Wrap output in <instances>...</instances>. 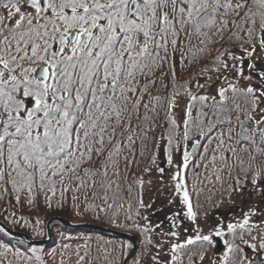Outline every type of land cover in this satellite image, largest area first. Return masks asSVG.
Listing matches in <instances>:
<instances>
[{"label":"snow or ice","instance_id":"snow-or-ice-1","mask_svg":"<svg viewBox=\"0 0 264 264\" xmlns=\"http://www.w3.org/2000/svg\"><path fill=\"white\" fill-rule=\"evenodd\" d=\"M213 52L218 55L204 64L201 73L215 72L216 80L225 81L234 73L237 82L218 87L211 97L193 94L189 81L180 85L190 101L184 110L181 138L189 139L190 126L195 125L201 130L198 135L208 137L209 143L210 134L217 132L218 149L233 141L235 148L221 152V170L231 175L228 158L235 157L234 184L242 182V173L254 189L264 191L260 188L264 159H258L264 157V0H0V188L7 192L10 185L17 202L21 193H28L29 204L43 195L50 206L58 191L63 198L66 192L95 186L94 176L107 179L109 166L115 167L122 158L125 133L133 118L140 119L141 105L147 120L150 105L154 111L156 105L166 103L169 122L174 130L180 128L172 115L179 109L180 92L173 83L168 97L154 94L157 81L159 89H166L165 77L171 76L173 82L179 78L178 64L194 65ZM195 86L203 88L204 84L197 81ZM238 99L243 100V109ZM197 102L209 109L219 104L221 115L226 110L242 112V118L236 116L235 121L240 131L236 132L229 117L223 122L228 125L225 140V133L218 131L219 117L208 118L216 116L215 111L201 110L200 116L206 119L197 122L193 119ZM229 102L233 109L226 107ZM133 135L127 136L129 147ZM167 146L171 163L172 149L179 147L173 145L171 134ZM199 146L196 140L193 153L183 151V170ZM211 162H217L215 155ZM173 179L175 192L182 193L187 206L186 215L195 220L179 166ZM137 183L142 187L144 181L137 178ZM139 204L150 207L142 198ZM168 219L177 226L175 218ZM246 228L251 231L247 214L242 222L227 225L233 235ZM142 231L150 233L153 228L146 225ZM223 234L215 231L217 237ZM145 238L152 243L150 236ZM197 242L211 245L212 235L198 234L172 244L169 264H182L180 253ZM225 243L227 251L220 264H253L238 245ZM152 259L161 264L158 255ZM36 260L44 264L40 256ZM78 264H87L85 257H79Z\"/></svg>","mask_w":264,"mask_h":264},{"label":"trees","instance_id":"trees-1","mask_svg":"<svg viewBox=\"0 0 264 264\" xmlns=\"http://www.w3.org/2000/svg\"><path fill=\"white\" fill-rule=\"evenodd\" d=\"M215 55H218V53L213 52L212 56L207 57V60L197 62L194 65L188 61H185L184 65L178 64L177 71L179 78L173 82L171 76L165 77L163 82L168 85L166 89H159L160 81H157V88L152 89V92L161 97H168L172 92L173 83H175L180 94H184L185 90L180 88V85L185 81H193L188 75L193 77L202 74L201 69L204 64ZM212 73H205L203 77L212 76ZM217 100H219V97H217ZM145 102H147V97H145ZM212 103L211 99L207 102L208 105ZM152 107L150 105L147 120H145V110L143 105H141L140 119L133 118L131 129L125 133V147L122 150V158L115 167L109 166L107 179L102 180V177L99 175L93 177L95 186L89 188L81 187L78 192H66L63 198H61L58 191L57 195L51 199L50 206L45 202L43 195H40L32 204H29L28 193H21V199L17 202V193L12 190L10 185L7 192L3 188H0V222L10 231L16 234H23L29 239L28 242L25 238L13 236L0 226V264H41L40 260H36V256H40L44 264H78L79 257H85L87 264H123L126 258L123 257L124 247L127 252L129 246H132V244L116 236L87 229L68 227L55 221L51 224L52 237L49 242L47 229H45V235L43 236H39L38 231L41 230L42 222L48 220L45 219L43 213H63L69 216L71 225L97 222L100 225H105L107 228L138 236V242L142 241L140 235L142 233L140 229L142 226L136 228L135 221L133 222L134 226L129 222L133 218L138 220L137 215L139 214L137 213L140 212L141 208L139 200L142 198V193L141 186L137 183V178H143L147 172L146 169H149L156 163L160 152L169 154L167 139L170 134L173 138L174 146L179 145L181 139V130L179 128L174 130V126L168 120L169 113L166 110V103L156 105L154 111L151 110ZM195 107L198 114L194 117L195 113L193 109V119L197 120V122L206 119L200 116L201 110L205 112L215 111L217 115L209 116L208 118L216 120L219 117L222 123L218 131H221L223 128L225 131L228 130V125L223 122L229 117L234 121L233 127L236 132L240 131L238 122L235 121L236 116H241L242 118V112L235 113L234 111L229 112L226 110L221 115L219 104L214 109H209L197 102ZM226 107L233 109L234 105L229 102ZM241 107L243 109L245 105L243 104ZM204 130H207V126H205ZM200 131L195 125L190 126V136L187 139L189 140V147L186 151L193 153L196 140H199L200 146L196 147L188 169L183 172L185 178L191 171L196 172V169H193L196 163L206 166L217 148V144L215 143L218 140L217 132L213 131L210 134L211 142L209 143L208 137L198 135ZM145 133L147 134L146 139L144 138ZM129 134H134V142L130 147L127 140ZM233 147H236V145L234 144ZM205 148L208 149L207 152L204 151ZM173 149H177V147H173ZM123 157L127 159L125 160ZM212 165L213 163L211 162ZM114 173H118V175H114ZM72 187L75 189L77 185L73 183ZM129 187H131V191H129ZM105 196L107 199H104ZM192 208L195 212L193 203ZM43 223L47 227L48 222ZM237 231L242 234L233 235L229 233V240L226 241L233 246L238 245L245 252L248 247H246V239L241 240L240 238L239 242H236L234 238L236 236H248L252 232H249L247 228L243 231ZM223 239L224 235L219 236L222 249H226L227 251V244ZM205 243L207 244V242ZM33 249L36 251L33 252ZM259 251L264 256V247ZM26 257H31L32 259L29 260ZM133 260L131 259L129 264H132ZM138 261L139 264H143L140 260Z\"/></svg>","mask_w":264,"mask_h":264},{"label":"rangeland","instance_id":"rangeland-1","mask_svg":"<svg viewBox=\"0 0 264 264\" xmlns=\"http://www.w3.org/2000/svg\"><path fill=\"white\" fill-rule=\"evenodd\" d=\"M204 75L205 73L193 77L188 75V77L193 80L190 81L192 84L191 92L193 94L208 95L211 97L216 95V89L218 87L227 86L229 81L233 83L237 82L233 79V76L235 75L234 73L228 74L229 81H225L223 78L216 80L217 74L215 72L212 73L213 79L210 81L206 80V78L203 77ZM197 81L204 84V87H196L195 84ZM253 83H256V81H253ZM239 86L242 87L243 82H241ZM231 94V91H229V97H232L233 94ZM179 99V109H174L172 115L175 116L176 122L180 125L179 129L182 133L184 110L187 103L190 101L187 92L180 94ZM237 102H239L241 106L244 104L242 99H238ZM193 109L195 113L194 117H196L198 114L197 108L194 107ZM221 131L225 133L224 138L227 140L228 130L225 131L223 128ZM215 143L217 144V141ZM234 144L233 141H228L222 148H219L220 151L216 148L214 155L217 157V162L215 164L211 166L212 157L206 166L198 165L196 163L193 166V169H196V172L191 171L185 178L188 182L187 190L191 202L194 204L196 213L195 220L186 215L187 206L182 202V193L178 194L175 192L174 186L176 181L173 179V176L178 170V166L182 174L184 172L182 168V154L183 151L187 150L189 147V140L180 139L179 147L173 149L171 152V163L168 161L167 153H159L156 163L149 168L150 171H147L142 178L144 181L143 186L141 187L142 199L144 204L150 205V207H141L139 215H137L138 220H135V218L129 220L132 226H134L133 222L135 221L136 228L142 226V228H140L141 230L146 225L153 228V231L150 233H145L143 231L140 233L142 241L138 242L137 249L131 258L134 259L132 264H136L138 260L143 262V264H154L152 258L157 255L161 264H169L172 255L171 245L175 243H183L190 237L195 238L198 234H211L213 243L209 245L205 242H197L194 245L186 246L181 254L183 257L182 264H220V260L226 252V249H222V244L219 241V237L217 238V236H215V231H223V240H229L230 232L227 230V225L230 223L235 224L242 222L246 214L249 218V227L251 228L252 234L243 236V239H246L247 242L246 247L248 246L247 250L243 252L250 262H254L257 255H259L261 260L263 259L262 261H264V256H262V253L259 251L262 249L261 245L264 244V191L254 189V186L244 179L242 173L240 174L242 182L240 184H234V179L237 177V169L231 166L235 157L229 156L228 158V171L231 172V175H228L226 171L221 170L224 168V165L219 161L221 152L224 148H235L233 147ZM252 155L254 157L257 156L255 152H253ZM240 158L245 159L243 154H240ZM258 159H264V157H258ZM160 169H163V172H161ZM217 176H219L220 179H217ZM260 188L264 189V185H261ZM170 200L173 202L169 203ZM177 213L179 214L178 216H176ZM43 215L45 216V219L49 220L43 221L48 222L47 226L50 221L51 224L54 221L59 222L56 220L57 218L63 219L67 222L70 221L69 216L63 213L57 214L48 212L43 213ZM144 217H147L148 219L145 220ZM170 217L176 219V227H173L170 223L168 219ZM39 218L41 217L39 216ZM43 222L41 230L38 231L39 236L45 235V229H47L48 234V228ZM78 225H93L107 228L105 225H100L97 222H91V224H76L73 226ZM172 231L177 232L178 235L176 237L167 235V233ZM126 234L131 235L129 233ZM241 234L242 233L237 231L236 235ZM146 235L151 237L152 243L150 245L147 243L145 238ZM240 238L241 237L236 236L234 239L236 242H239ZM129 244L131 243L129 242ZM250 245H255V247H250ZM132 247L133 245H130L127 252L124 247L123 257L128 256L130 252L129 250H131ZM200 255H204L203 260L199 259Z\"/></svg>","mask_w":264,"mask_h":264},{"label":"water","instance_id":"water-1","mask_svg":"<svg viewBox=\"0 0 264 264\" xmlns=\"http://www.w3.org/2000/svg\"><path fill=\"white\" fill-rule=\"evenodd\" d=\"M56 220H58L59 222H61L62 224H64L65 226H68V227H76V228H81V229H87V230L97 231V232H101V233H104V234L113 235V236H116V237L121 238L123 240L129 241L133 245V247L130 250L128 256L125 258L123 264H128L129 260L133 257V255H134V253H135V251L137 249V246H138V238H137V236H131V235H128L126 233H122V232H119V231H115V230H112V229L103 228V227H99V226H93V225H78V226H73L69 222H67V221H65L63 219H60V218H57ZM0 226L4 230H6L9 234H11L13 236H16L18 238H25L29 242V239L25 235L16 234V233L10 231L1 222H0ZM50 226H51V221L49 222V224L47 226V228H48V235H49L48 242L51 240ZM253 264H264V262L260 260V256L258 255L257 258H256V260L253 262Z\"/></svg>","mask_w":264,"mask_h":264},{"label":"flooded vegetation","instance_id":"flooded-vegetation-1","mask_svg":"<svg viewBox=\"0 0 264 264\" xmlns=\"http://www.w3.org/2000/svg\"><path fill=\"white\" fill-rule=\"evenodd\" d=\"M260 260H261V257H260ZM262 260H263V259H262ZM262 260H261V261H262Z\"/></svg>","mask_w":264,"mask_h":264}]
</instances>
